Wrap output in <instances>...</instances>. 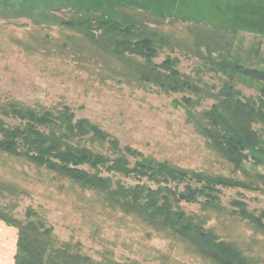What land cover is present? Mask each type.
<instances>
[{"label": "trees", "instance_id": "1", "mask_svg": "<svg viewBox=\"0 0 264 264\" xmlns=\"http://www.w3.org/2000/svg\"><path fill=\"white\" fill-rule=\"evenodd\" d=\"M32 1L36 13L45 19L44 10H51L53 24L45 26H59L63 49L77 47V62L95 71L99 79L180 94L176 102L185 108L211 100L202 110L197 130L207 147L234 170L248 174L244 161L249 154L264 156V135L254 128L260 123L264 129V68L244 66L237 47L233 48L240 42V32L264 36V0ZM177 25L184 28L182 39L170 30ZM163 48L194 56L201 64L192 75L180 71L179 58L169 53L157 62ZM205 71L213 73L218 83L205 81ZM239 80L255 82L259 94L244 97L235 86ZM5 117L18 123L8 124ZM0 156L32 164L60 180L61 188L62 181H70L78 191L74 203H82L85 210L98 207L116 216L120 213L119 220L131 218L143 224L165 239L168 249L183 246L204 264H264L235 241L219 237L208 224L207 213L223 208L217 186L254 190L253 181L156 161L130 145H121L116 136L88 118H76L67 104L49 108L0 101ZM260 160L254 162L260 164ZM112 173L138 181L126 185L114 180ZM4 174L0 171V193H22V187L8 182ZM260 177L264 180V175ZM88 191L101 194L102 202L89 200ZM194 202L200 204L198 213L183 206ZM231 205L232 214L264 228V210L256 215L239 199ZM15 207L16 203H0V221L17 231L13 264H141L119 261L108 249L96 259L72 250L68 243L56 244L53 227L41 213L27 206L23 217H17ZM154 250L161 257L169 256L167 251Z\"/></svg>", "mask_w": 264, "mask_h": 264}, {"label": "rangeland", "instance_id": "2", "mask_svg": "<svg viewBox=\"0 0 264 264\" xmlns=\"http://www.w3.org/2000/svg\"><path fill=\"white\" fill-rule=\"evenodd\" d=\"M32 9V12H30ZM48 19L36 13L32 0H0V101L18 100L36 107L52 108L59 103L69 105L76 118L85 117L116 136L121 145H130L154 160H167L178 166L210 171L245 181H253L254 190L242 187L217 186L220 204L218 212H208L216 234L235 241L245 253L264 260V228H258L247 220L240 219L230 211L233 199L243 200L248 211L259 214L264 210V156L249 154L243 174L223 157L209 149L197 130L202 121V110L211 100H205L194 108H185L176 102L180 94H165L150 91L135 83H117L111 79H99L76 60L77 47L63 49V34L59 26L47 27L52 23L51 10L45 9ZM53 24V23H52ZM40 26L38 30L37 27ZM170 28V27H167ZM177 39H182L184 28H170ZM238 49L244 66L264 68V36L240 32ZM258 52L255 54L253 50ZM156 59L160 62L169 53L179 58L180 71L192 74L201 62L194 56H185L179 50L169 52L163 48ZM204 80L218 83L211 72L205 71ZM244 97L259 94L253 81L239 80L235 84ZM8 124L18 121L4 118ZM260 123L254 124L264 135ZM256 157V158H255ZM133 161V158L130 157ZM254 159H261L255 163ZM0 171L6 180L22 187L23 192L13 194L8 190L0 193L1 204L16 203L13 213L23 217L27 206L41 213L48 225L53 227L56 244L68 243L72 250L94 258L103 249L112 251L119 261L141 264H204L203 261L185 250L183 246L171 250L167 241L157 236L143 224L131 218L119 220L117 213H105L98 207L88 210L74 203L78 191L70 181L51 179V175L38 170L26 161L0 156ZM103 175L108 173L103 172ZM126 185L138 180L130 175L112 173ZM143 182L145 179H142ZM155 186L152 182H147ZM182 188V185H179ZM86 197L98 203L103 196L88 191ZM201 200L202 197H199ZM186 210L198 213L200 204H185ZM84 207V206H83ZM103 213H102V212ZM16 229L0 221V264H13ZM154 249L167 251L161 257Z\"/></svg>", "mask_w": 264, "mask_h": 264}]
</instances>
